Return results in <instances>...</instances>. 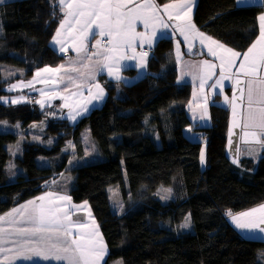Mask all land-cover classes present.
<instances>
[{"label": "trees", "instance_id": "16d2710c", "mask_svg": "<svg viewBox=\"0 0 264 264\" xmlns=\"http://www.w3.org/2000/svg\"><path fill=\"white\" fill-rule=\"evenodd\" d=\"M263 9L264 4L239 7L236 0H198L194 21L203 33L243 53L260 33ZM63 16L58 0L0 4V65L15 69L9 75L0 69V97L10 95L12 82L29 80L38 69L66 59L50 44ZM100 80L108 91L106 101L76 125L52 116L59 104L43 110L33 95L18 105L0 100V121L19 123L28 137L0 131V215L45 193L68 171L72 149L83 158V129L88 127L99 157L69 170L74 177L70 193L75 203L88 202L99 223L109 248L105 264L117 258L123 264H264V242L241 236L225 215L226 210L237 213L264 203V156L258 162L244 158L239 166L231 162L226 107L210 106L209 126L192 123L187 113L191 85L178 83L172 39L159 40L150 52L148 72L134 82ZM46 119L42 137L26 131L33 134ZM190 127L200 140L188 139ZM13 150L11 173L7 164ZM39 158H47L49 165L40 166ZM116 185L126 200L122 215L110 203L108 188ZM159 186L172 187L175 199L162 203ZM188 214L194 232L174 231Z\"/></svg>", "mask_w": 264, "mask_h": 264}, {"label": "snow or ice", "instance_id": "6c2138e0", "mask_svg": "<svg viewBox=\"0 0 264 264\" xmlns=\"http://www.w3.org/2000/svg\"><path fill=\"white\" fill-rule=\"evenodd\" d=\"M3 2L4 0H0V3ZM58 3L64 17L60 20L52 42L60 46L61 53H66L71 47L76 52L77 59H70L67 64L57 67L45 66L38 69L26 85L23 82L13 84L9 90L32 87L36 82L51 84V92H45L44 89L36 91L48 100L57 97L64 100L63 107L70 110L68 118L74 121L77 116L89 110L88 105L93 101L103 99L104 88L98 82L92 83L87 88L88 96L83 97L82 92L60 95L54 90L56 86L63 84V92H69L72 86L79 90L87 82L96 81L97 76L104 72L119 81L123 79L119 73L124 66L122 62L126 60L137 61L140 69H146L149 53H137V46L141 49L145 44L151 47L158 38V30L164 34L163 30L171 27L173 33L179 32L183 37L190 53L198 41L219 62L216 64L211 60H202L191 66L196 71L189 74L194 80H199L201 94L207 87L211 94H217L218 89L219 94L223 95L225 81L232 82L231 98L224 96L225 104L232 111L228 130L229 146H232V137L235 135L233 129L239 128L240 139L245 144L254 142L264 148V13L258 18V38L241 53L196 27L191 16L193 0H169L163 5L158 4L157 0H58ZM168 21L174 23L169 24ZM138 25H142L145 31H137ZM97 36L100 38L96 39ZM90 40H95L91 45L94 51L89 48ZM68 41H71L70 45ZM180 43L177 41L176 44L177 61L182 58ZM214 77L216 78L213 79ZM78 80L80 83H77ZM209 81L213 82L209 84ZM93 88L96 89L95 92L92 91ZM196 96L194 92L193 98L196 99ZM72 97L78 99L70 103ZM0 100L5 98L0 97ZM25 100L26 97L20 96L11 102L19 104ZM35 102L41 108L45 106L44 99ZM189 107H192L191 102ZM203 107L206 112L207 96L204 97ZM69 147H74L71 142ZM248 151L251 154L254 150ZM235 152L236 158L232 163L239 164L240 149L237 147ZM200 161L202 165L205 163L203 149ZM81 210L87 211V221L82 218L73 219L75 212ZM225 215L230 217L239 230L264 234V227H261L264 225V203L240 213L226 210ZM185 219L186 222L181 225L183 228L189 227L190 223V217ZM106 254L107 246L87 201L75 205L68 195L46 192L0 215V264H5L6 261L9 264H15L16 261H32L37 264L39 260L64 264H101ZM260 258H264V253H261Z\"/></svg>", "mask_w": 264, "mask_h": 264}, {"label": "crops", "instance_id": "0c3cea01", "mask_svg": "<svg viewBox=\"0 0 264 264\" xmlns=\"http://www.w3.org/2000/svg\"><path fill=\"white\" fill-rule=\"evenodd\" d=\"M236 2H237V5L239 7L259 6V5L264 4V2H261V0H236ZM197 5H198V0H193L191 16H192V20H193L194 23H195L194 16H195V11H196ZM262 13H264V9H263ZM161 14H163V13H161ZM63 15H64V13H63ZM165 20H167V17H165ZM168 23L172 24L174 22L173 21H168ZM259 26H260V21H259ZM137 31H145V29L143 28L142 25H138L137 26ZM163 32H164V34H161L160 31L158 30V33H157L158 38L154 41V43L151 45V47H149V45L145 44L143 49H141L139 46H137V48H136L137 53H139L140 51H147L149 53V55L147 57V68L146 69H140L137 66V61L126 60V61L122 62V64L124 66L121 68V71H120L119 74H120V76L123 79H121L119 81L115 80L114 78L109 77L107 75V73L104 72V73H101L100 75L97 76L96 81L87 82L85 84V86L82 89H79V90L75 86H72V87H70L69 92H63V88H64L63 84H60V85L56 86L54 90H55V92L59 93L60 95H69L70 92H82L83 93V97H87L88 96L87 88L92 83L98 82L104 88L105 95H104L103 99L97 100V101H93L92 104L88 105V109L89 110L87 112H85L83 115L77 116L74 121L68 118V114H69L70 110L68 108L63 107V105L65 103L64 100L60 99L59 97H57L55 99L48 100L47 97H43L42 98L40 92L36 91V89H44L45 92H51V91H53V85H51V84L45 85V84L36 82V83L33 84L32 87H17L16 90L17 91L18 90H28V92L30 94H32L36 100L44 99L45 100V106L42 108L43 110H48V109L51 108V106L54 107V105L59 104L56 112L53 113L52 116L53 115L54 116L55 115L60 116V117H62L64 119H66L70 124L76 125L78 123V121H80L83 117H86L87 115H89L94 109L100 108L103 105V103L106 101L107 96H108V92H107L106 88L103 86L100 78L103 77L106 80H108L110 82H115V83L124 82L126 84H130V83L134 82L135 80H137L138 78L144 76L148 72V61H149V57H150V52H151V50L154 49V47L159 42V40H161L163 38H171L172 41H173V44H174L175 57H176V44H177V41L181 42L180 43V51L182 53V58H181L180 61H177V59H176L177 70H178V83H180V84L189 83L191 85V98H190V101H189V103L187 105V113H188L189 119L192 121L193 124H197L198 126H203V127L209 126L210 123H211L210 106L212 104L220 105V106L228 108V110L230 112L229 126H228V130H229L230 122L232 120V111H231V107L229 105L225 104L224 96L226 95L229 98H231L232 91H233V89L231 87V83L232 82L231 81H225V90H224L223 95L219 94V90L218 89L216 90L217 94H211V92L209 91V89L207 87L204 89L203 94H201L200 89H199V80H194L193 76L191 74H189L191 72H195L196 71V69L192 68L191 66L194 65V64L199 63L202 60H211L213 63H216V64H218L219 62L217 60H215L212 56H210L208 54L207 47H205L204 45H201L198 41L195 43V46H194L192 52L190 53L188 51L187 45L183 41V37L179 34V32L173 33V30H172L171 27L166 29V30H163ZM206 35H208V34H206ZM99 38L100 37H98V36L96 37V39H99ZM68 43L70 45L71 41H68ZM88 43H89L90 50L94 51V49H91V45L95 43V40H90V41H88ZM50 44H51V47L57 53H59L60 55H63L66 58L60 64H67V62L70 59H73V60L77 59V54H76L75 51L72 50L71 47L68 48V51L66 53H61L59 51V47H60L59 45L54 44L52 42V40H51ZM238 64H239V60H237V65ZM55 67H57V66H55ZM42 68H44V67H42ZM126 70H134L136 72V74L134 76H127L126 74H124V71H126ZM233 70H235V69H233ZM216 72H217V74L219 73V68L216 69ZM35 73H34V75H35ZM34 75H33V77H34ZM42 75L47 76L48 74H42ZM73 75H75V73H73ZM33 77L31 79H29V80H32ZM181 77H183V78H181ZM215 78L216 77H214L213 79H215ZM21 82H23V81L17 82V85H19ZM212 82L213 81H209V84H211ZM23 83L26 85L27 81H24ZM77 83H80V81L78 80ZM92 91L95 92L96 89L93 88ZM194 92L197 94L196 99L193 98V93ZM20 96H23V95L12 96L11 99L9 97V100H5L4 103L9 102V103L12 104L11 101L13 99L17 98V97H20ZM205 96H207L206 112H205L204 107H203V105H204V97ZM24 97H26V100L24 102H22V103H19V104H24V103H28L29 102L28 96L25 95ZM76 99H78V97H72L69 102L71 103V102H73ZM80 99L82 100V98H80ZM190 102L192 104L191 108L189 107ZM16 105H18V104H16ZM38 105L40 106V104H38ZM73 107H74V109L77 108V106L75 104H74ZM40 108H41V106H40ZM202 115H203V119H201ZM233 131H234L235 135H233V137H232V141H233L232 146L231 147L229 146V136H228L227 148H226L227 155H228L229 159L231 160V162H232L233 159L236 158L235 149L237 147L240 149L239 164H235L237 166L240 165L241 160L244 159V158H248V159H251L253 161H259V159L262 156H264V148H261L260 145L255 144L254 142L253 143H249V144H245L244 141L241 140L240 136H239V133H240L241 130L239 128H234ZM185 134L188 137V139H190L192 141L200 140V133H198L196 130H194L191 127L186 129ZM249 149H253L254 151L251 154H249V151H248ZM59 183H60V177L50 184V189L47 192H55V193H59L60 195H68V196H70L72 198L71 194L67 190L59 187L60 186ZM69 189L71 190V187ZM45 193L39 195L38 197L44 195ZM72 203L75 204V205L83 204V203H75L73 201V199H72ZM245 211H247V210H245ZM242 212H244V211H242ZM91 213H92V216L95 219L96 224L99 226V223H98V221H97V219L94 216L92 211H91ZM237 213H240V212H237ZM77 218H82L83 220L87 221L88 220L87 211L86 210H81V211L75 212V214L73 215V219H77ZM227 220L241 234V236H243L244 238L249 239V240H261V241L264 242V234H261L258 231H256V232H248V231L239 230V229H237L234 226V224L232 223L230 217L227 216ZM261 227H264V225H261ZM99 231L101 233L100 227H99ZM101 235H102V233H101ZM103 240H104V243L107 246V254L104 257V260L101 261V264H105L107 259H108V256H109L108 245H107V243H106L104 238H103ZM5 264H9V262L6 261ZM15 264H33V262L32 261H16ZM37 264H64V262L39 260L37 262Z\"/></svg>", "mask_w": 264, "mask_h": 264}, {"label": "rangeland", "instance_id": "374dc122", "mask_svg": "<svg viewBox=\"0 0 264 264\" xmlns=\"http://www.w3.org/2000/svg\"><path fill=\"white\" fill-rule=\"evenodd\" d=\"M6 1H12V0H4L3 3H5ZM0 4H2V3H0ZM0 69L2 70L3 73L8 74V75L11 74V73L13 74V72H15V69H12V68H10L8 66H5V65H0ZM20 81H23L24 82V81H28V80H20ZM17 82H19V81H14V82H12L7 87V91L10 92V95L5 96L4 97L5 100H9V97L11 99L12 96H17V95H23V96H25V93H27L28 94L27 95L28 96V99L32 101V94H30L28 92V90H18L17 91L16 88L13 89V90H9L10 86L13 85V84H17ZM5 100H2V101L4 102ZM33 101H36V99H34ZM6 104H10V103L7 102ZM51 108H52V106H51ZM47 122L48 121L46 119V121H44L42 124H40L39 126H37L35 128L36 131H34L33 134H32V129H27L26 131L29 134H31V135H33L35 137L41 136V135L43 136V135H45V128H46ZM17 125H19V126L17 127ZM23 130L24 129L21 128V125L19 123L12 124V123H10L8 121H0V131L1 132H10L11 131V132L17 133V134H19L21 136L23 135L22 136V139H25L24 138V135L27 134V133L25 131L23 132ZM27 138L28 137H26L25 140H27ZM85 138H87V139H85ZM83 142H84V148H85V155H84V157L83 158L79 157L76 154L75 150L72 149L70 151L71 156H72V159L70 160L71 163H69V165H68V167H69L68 168V171L67 170L66 171L64 170L62 173L59 174V177H60V183H59L60 186L59 187L67 190L69 193L71 192V190L69 188L71 187V185L73 183V178H74L72 172L69 171V170H71V169H73L75 167L81 166V165H83L85 163H90V162L96 161V159H98V157H99L98 156L97 147L93 143V141H92V139L90 137V131H89V128L88 127H85L83 129ZM14 149H16L18 151L19 148H14ZM11 155H12V157L9 160L8 164H7V169L12 173V170H14V168L16 166L15 165L16 164L15 163L16 152H14V150H13V153ZM254 162H258V161H254ZM38 164L40 166H47V165H49V162H48V159L47 158H39L38 159ZM14 175L11 174L10 181H14L15 180V176ZM124 180H125L126 185L128 186V179H127L125 170H124ZM49 189H50V187H49ZM166 189H170L171 191L170 192L165 191ZM108 193H109V197H110V203H111L112 210L115 213L122 215L124 213V211L126 210V200H125V198L123 196L122 187L117 186V185L116 186H111V187L108 188ZM127 194H129V186L127 187ZM157 195H158V198L161 200V202L164 203V204H167L170 201H172V200L175 199L174 190L170 186H159L158 187V190H157ZM37 197L38 196L33 197V198H30V199H28V200H26V201L18 204L15 207H18L19 205L25 204L27 201L33 200V199H35ZM15 207H13V208H15ZM186 217H190L189 227H187V228L181 227V225H183L186 222V219H185L182 223L173 226V230L174 231H176L177 233L194 232L192 215L191 214H188ZM164 225H166L168 227H171L170 225H167V224H164ZM5 226H7V225H5ZM10 246L11 245H9V247ZM111 264H123V262H122V260L120 258H117V259L112 260L111 261Z\"/></svg>", "mask_w": 264, "mask_h": 264}]
</instances>
